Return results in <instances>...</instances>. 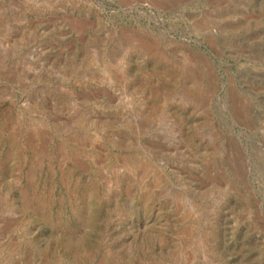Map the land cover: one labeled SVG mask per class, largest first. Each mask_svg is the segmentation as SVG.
Returning <instances> with one entry per match:
<instances>
[{
    "label": "rangeland",
    "instance_id": "1",
    "mask_svg": "<svg viewBox=\"0 0 264 264\" xmlns=\"http://www.w3.org/2000/svg\"><path fill=\"white\" fill-rule=\"evenodd\" d=\"M0 264H264V0H0Z\"/></svg>",
    "mask_w": 264,
    "mask_h": 264
}]
</instances>
